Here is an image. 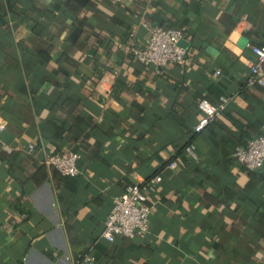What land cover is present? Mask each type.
<instances>
[{
	"label": "crops",
	"instance_id": "0c3cea01",
	"mask_svg": "<svg viewBox=\"0 0 264 264\" xmlns=\"http://www.w3.org/2000/svg\"><path fill=\"white\" fill-rule=\"evenodd\" d=\"M155 27L181 33L184 65L128 54ZM251 46L264 0H0V264H264V164L232 157L264 130ZM224 98L195 133L199 101ZM69 152L77 176L41 164ZM135 184L148 233L102 239Z\"/></svg>",
	"mask_w": 264,
	"mask_h": 264
},
{
	"label": "built area",
	"instance_id": "2783aa9c",
	"mask_svg": "<svg viewBox=\"0 0 264 264\" xmlns=\"http://www.w3.org/2000/svg\"><path fill=\"white\" fill-rule=\"evenodd\" d=\"M182 39L179 31L155 27L149 30L147 41L142 48L130 47L127 52L138 62L161 71L169 66H182L186 63V50L180 44ZM250 50L256 61L249 69L246 85L250 88H264V47L251 46ZM227 102L224 98L214 106L205 100L199 101L198 109L203 117L194 126L193 131L200 133L204 130L212 119L225 110ZM3 129L4 126L0 125V131ZM29 148L32 149L33 146L29 145ZM186 152L194 157L193 146H189ZM232 157L247 171L259 170L264 164V130L244 147L236 148ZM77 160L78 155L74 152L67 155L45 154L41 164L47 170H54L63 177H74L79 174ZM152 211L153 207L147 204L144 188L136 184L128 187L125 193L113 198L101 234L102 239L112 242L118 237L143 238L148 233Z\"/></svg>",
	"mask_w": 264,
	"mask_h": 264
},
{
	"label": "trees",
	"instance_id": "16d2710c",
	"mask_svg": "<svg viewBox=\"0 0 264 264\" xmlns=\"http://www.w3.org/2000/svg\"><path fill=\"white\" fill-rule=\"evenodd\" d=\"M224 112V111H223ZM222 112V113H223ZM189 146H191V143H189V144H187L184 148H183V150H182V152L180 151V154H178V156L179 157H181V159H183L184 157V154L186 153V149L189 147ZM76 166H77V164H76ZM78 168V167H77ZM79 170V169H78Z\"/></svg>",
	"mask_w": 264,
	"mask_h": 264
}]
</instances>
